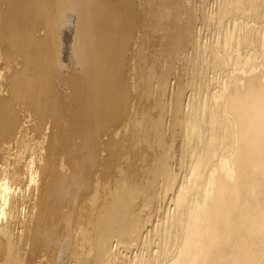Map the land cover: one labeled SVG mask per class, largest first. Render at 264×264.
I'll return each mask as SVG.
<instances>
[{"label":"bare ground","instance_id":"1","mask_svg":"<svg viewBox=\"0 0 264 264\" xmlns=\"http://www.w3.org/2000/svg\"><path fill=\"white\" fill-rule=\"evenodd\" d=\"M182 2L180 0H0V94L5 93L0 95V263L11 264L12 259L17 257L15 253L17 247L19 250L28 245L30 250L25 252L27 261L28 263L34 261L36 253L39 254L37 251L41 246V240L44 238L40 233V212L43 209L45 212V209L51 206V194H62L64 191L66 193L67 188L72 189L75 185L74 188L80 190L78 194L90 192L89 181L91 182L94 170H98L96 169L98 165L106 175L115 171L123 150L119 129L123 127L122 124L128 123V129L133 127L129 129L131 135L135 130L128 110L130 101L134 99V95L130 92L131 76L129 78L127 75L131 68L126 53L129 48H127L128 40L131 39L134 31H137L136 29L145 25L143 28L152 27L156 31H161L164 34L161 37L166 43L165 48L170 52L175 51L176 47L186 42L192 31L193 11L183 9ZM214 3H217L216 11L211 12V15L214 14L212 17L214 16L215 23L214 20L211 22L214 23L212 25H217L215 26L219 28L220 34L217 31L219 35L208 45H201L202 42L199 45V41L194 40L196 42L192 44L199 45L196 46L197 50L193 45L195 52L198 51L196 53L198 60L195 57V60L191 61L194 62L191 69H195L199 75L210 69L208 72L211 73L213 70L215 75H212L209 81L218 82V87L209 93V97H203L205 99L190 98L192 101L187 104L188 110L187 107L184 109L187 113L185 112L184 119H181L185 121L183 141L186 144L183 146V153H179L180 156L174 160L173 156L170 158V154H167L168 150L164 153L166 143L161 132L162 119L152 122L157 132L156 145L161 151L159 150L157 165L155 163L156 166L152 165L150 169L154 180L159 181H157L158 186L160 181L163 185V195L157 191L160 194L157 196L161 197L164 207H167L166 202L171 200L172 212L170 211L168 216L166 211L168 217L164 224L161 222L163 227L160 232L158 231V240L161 242L158 255L153 251L156 256L147 259L144 257L143 260V256L140 255L141 261L135 260L136 264H264V22H262L264 0H218ZM65 8H70L74 12L77 32L81 39H78L80 48L76 58L80 59L82 67L79 71L73 68L68 76L63 75L58 67V48L55 47L56 33ZM72 11L68 12L73 13ZM243 15L261 17L259 20L262 19L260 22L263 26L255 23L256 19L254 24L251 21L252 24L247 21L245 24ZM239 18L243 20L245 26L240 25L237 41L234 40L238 43V48L234 41L231 43H235L236 48H227L231 35H234L229 31L232 32L238 27L241 20L238 23L236 19ZM217 28H214L215 31L218 30ZM173 29L176 31L174 32ZM40 30L42 34L37 35V31ZM237 34L234 36L236 37ZM142 38L143 35L140 39ZM175 54L173 58L178 56ZM147 75L151 82L147 81V88L144 85L143 89L150 91L155 74L150 72ZM199 75L196 79H199ZM61 82L67 85L64 94L62 89L60 93L59 87L57 88L58 83ZM199 82L203 83V81ZM197 85L199 83H196V87H199ZM179 94H176L174 99L175 104L173 103L172 107L174 111L177 110L181 100V97L177 96ZM187 99L189 98H186V102ZM146 117H142L143 124L140 126L139 122L136 123L133 119L135 118L133 115L135 127L138 124L139 129L143 131L145 124L152 119ZM32 122H35L36 128V134L33 135L35 143L31 138L33 131L35 132L31 127ZM44 123L50 127V131L46 136L45 134L40 136L38 134ZM64 124H70L73 129L71 130L78 134L79 142L76 141L75 146L72 145L71 140H65L71 130ZM145 132L147 131L144 130ZM63 139L71 145L70 148H74L70 150L74 151L73 174L78 181L74 178L76 182L72 183L73 185L65 183L60 172L58 173L57 157L61 152L60 141ZM129 143L128 147L131 146ZM28 150L42 154L44 159L42 167L41 162L40 164L37 161L33 162L36 154L31 157L33 161L24 159L28 155L26 152ZM101 152L104 153L103 156ZM37 158L36 160L40 159ZM175 160H177L176 166L180 167V173H183L181 177L173 170ZM129 166L131 168L132 165ZM36 178H39L40 185ZM123 186L125 188V185ZM92 188L94 189V186ZM35 190L38 193L34 199ZM128 190L125 191V197L120 195L117 199L107 202L106 207H99L97 214L86 212L85 219H88L92 226L93 247L88 241L89 235L82 233L83 241L81 239L80 241L85 244L88 241L86 245L92 247L90 250L93 249L94 256H91V259L80 257L78 255L80 252L74 245L68 255L65 250L66 245L61 244L60 255H56L57 259L52 263L60 264L59 262L67 255L65 264H105L107 261L111 263L109 248L111 238L119 237L125 241V244H132L140 236L142 227L145 226L143 223L147 221L141 222L139 218L141 214L137 213L141 204L137 206L136 202L134 203L133 193L131 195ZM121 191L124 190L121 189L120 193ZM139 194L141 196V191ZM147 200L145 199L146 202ZM19 208L21 212L22 208H26L29 213L34 209L40 210L38 216H35L36 219L34 217L35 230L31 232V236L23 232L25 230L22 220L20 227L23 234L17 236L15 235L17 232L13 233L14 226L20 221L17 218ZM22 219L24 220V217ZM2 220L5 222L3 223ZM49 229L52 230L51 227ZM85 236L86 242L83 238ZM44 239L43 241L46 240ZM142 242L145 244L146 241ZM84 247L82 245V248ZM147 248V251L151 252L149 246ZM84 251L87 254L84 255L86 258L89 252Z\"/></svg>","mask_w":264,"mask_h":264},{"label":"rangeland","instance_id":"2","mask_svg":"<svg viewBox=\"0 0 264 264\" xmlns=\"http://www.w3.org/2000/svg\"><path fill=\"white\" fill-rule=\"evenodd\" d=\"M137 2H139V1H137ZM180 2H182V0H180ZM214 2H218V0H215V1L214 0H188V1L184 0L181 3V4H183L182 5L183 9L185 8V9H190L191 12L193 11V13H192V17H193L192 18V20H193L192 21V28H193V26H194V28L193 29L191 28V30H192L191 33H190L191 35L188 36V38L186 39L187 43L184 42L183 44L179 45L178 47L175 48V51H171L172 53L169 51L168 48H165L166 45H164V44H166V43L163 42L162 37H161V36H164V34L161 31H156L152 27L149 28V27L146 26L147 28H143V26H145V25H142V28L139 27L138 29H136L137 31H134V34H133L134 36L132 35L131 39L129 37L130 40H128L129 43H128L127 48L129 47L130 49L128 48L126 53H127V57H128L127 61H128V59H130L128 65L131 68H129L130 71L127 72V75H129L128 76L129 78L131 76L130 81H131V87L132 88L130 87L131 88L130 92L134 95V99H132L130 101V106H129L128 110H129L130 119L133 121V125H134L135 130H134V132L131 135L129 129H132L133 127L128 129V126H127L128 123L127 124H125V123L122 124L123 127H121L119 129V133L122 135L121 143L123 142L121 144L122 145V149H123L121 151L122 155L119 156L120 159L118 158L119 165H117L115 167V169H114L115 171L113 170L114 172H110L111 174L109 173L107 175L102 172L101 166L98 165L96 167V169H98V170H96V171L94 170V172L92 173V176H91V182L89 181V184L91 183L90 184V186H91L90 192L88 191L87 193H84V194L80 192L81 194L80 193L78 194V191H80V190H78L77 188H74V187H76V185H75L74 187H72V189H71V187L67 188L68 191L66 190V193L64 191V193H62V194H51V206H50L51 208L50 207L47 208V210H49L51 212L47 211L46 209H45V212H47L46 214L44 212V209L42 210L43 213H42V211L40 212V215L43 216V217L40 216V218H41V221H40V231L41 232L40 233H41V236L44 237L46 240L44 238H42L41 244H40L41 246L38 248L39 251H37V252H39V254L36 253V257H35L34 261L28 263L27 254L25 252L30 250V248H29L30 246L28 245V246L20 248L21 252H20V249L18 250V247H17V251L15 252L17 254V257H15V259L14 258L12 259V263L11 264H38V262H41L42 264H53L52 261L57 259L55 257L58 256V254L60 252V249L62 248L61 244H62V246H63V244H64V246L66 245L65 246V250H66V253L68 255L71 252V250L73 248V245H74V247L77 246L78 252H80V254H81V255L78 254L80 257H82L83 259H86V260L91 259V256L92 257L94 256V251H93V249L90 250V247L91 246L93 247V245H91V244H93L92 242H93L94 238L91 237V235L93 236L92 226L88 222V219H85V215L87 213L88 214H93V215L97 214L96 212H98L100 210L101 206H103V208L106 207L108 205L109 201L117 199V197L120 196V195L125 197L126 196L125 191H127L128 189H129L128 191H130L131 195L133 193V195H132L133 198L137 199L136 201L134 199V203L136 202L135 204L137 206H138V204H141L139 206L140 207L139 209H141L140 210L141 212L139 211V209L137 211V213L139 215L140 214L141 215H140V217L139 216L138 217L141 218V220H142L141 222H144V220H145V221H147V223H145V222L143 223L145 226L142 227V231H141V234H140V236L142 238L139 236L137 238L138 240L136 239L132 244H129V245L125 244L124 243L125 241L123 239H120L119 237L111 238L110 239V243L111 244L109 243L111 245V246L109 245L110 252H111L110 253L111 263H110V261L109 262L107 261L105 264H109V263L110 264H116V263L117 264H119V263H121V264H123V263L126 264L127 263L128 264V263H132L133 260H134L133 263L136 264L138 262L137 260L141 261V257L142 256H143L142 260L145 259V258L147 259L150 256H154V255L156 256V254L152 253L153 251H155L154 253H157V255H158V253L160 252V249H161V247H160L161 246V242H160V240H158V234H159V232L161 231V229L163 227L161 225V222H163L162 224H164L166 219H167V217L170 216V213L172 212L171 211L172 210V205H170L171 204V200L166 202V204H168V206H167L168 208L164 207V205H162L163 201H161V199H160L161 197L159 198V196H157V194L160 193L161 195H163V193H164V190H162L163 189L162 188L163 185H162V182L160 181V185L158 186V184H159V183H157L158 180H154V177H152V172H151V169H150V167L152 165H154V166L157 165V163H158L157 159H159L158 154L161 151V148L156 145V139L155 138L157 136H156L155 133H157V132L154 130V124H152V122L154 123V121L156 119H162L161 132L163 133L162 135H163V137L165 139V143H166V148L164 149V153L166 152V150H168L167 154H170L169 155L170 158H172V156H173V160L176 157L180 156L179 153L180 154H181V152L183 153V151H184V147L183 146H185V144H186L183 141L184 140L185 121H183L181 119H184L183 117L187 113L186 112L188 110L187 104H189L190 103L189 101H192L194 98L202 99L203 97H205V98L209 97L210 96L209 93H211V91H213V90H216L217 87H218V85H217L218 82L215 83L214 81H209V78H212V75L213 76L215 75V72L213 70H212L211 73L208 72V71L211 70L210 69L208 71L203 72L201 75H199V74H197V71L195 69H191V68H193V64L192 63H194V62L191 63V61H194L195 57H197L196 60H198V54H196V53H198V51L195 52L198 49V48H196V46L198 47L200 45V42L203 43V44L201 43V45H206V44L208 45V43H210V41L214 40V38L217 35L220 34L219 28L216 27L217 25L216 24H215L216 26L212 25V24L215 23V20H214V16L212 17V15H214V14L211 15V12L215 13V11H216L215 6H217V3H214ZM139 4H140V2H139ZM139 6H138V9H140ZM63 11L65 13L64 12L62 13V18L63 19L61 18V24H60L61 26L59 25V27H58L60 31L58 30L57 33H56L55 47L58 48V50H59V51L57 50V58H58V61H59L58 62V67L60 68V71H61V73L63 75H67L69 73V71H72L73 68L75 69V71H77V70L79 71V69H81V67H82L80 59L76 58V55L78 57V51H79V48H80V43L79 42H80L81 39H80V36H79V34L77 32V24H76V19H75V16H74V12L70 8H65ZM68 11H72L73 13L68 12ZM65 14H66V16H65ZM209 14L211 15L212 19H211ZM194 17H195V20H194ZM244 17H245V19H243ZM243 18L242 19L244 21L242 19H240V18L236 19L238 23L241 20V23H239V25H238L239 28L238 27L235 28L236 30L235 29H233V30L231 29L232 32L229 31L231 34H233V33H234V35L237 34V33L239 34L240 33L239 29H241V27H244L245 24H247V23L253 22V24H254V19H256L255 23L260 24V25H262L263 24L262 22H264V18H263V21H262V19L259 20L261 18L259 16L253 18L250 15H243ZM208 20H210V22H211V20H214L213 21L214 23L211 22V24H210V22ZM242 21L244 23H245V21H247V23L244 24V23H242ZM260 21H262V22H260ZM67 23H69V24H67ZM62 24H64V25H62ZM152 25H153V23H151V26ZM240 25H241V27H240ZM75 27H76V29H75ZM214 28L215 29L217 28L218 30L215 31ZM173 30H174V32L176 31V29H173ZM217 31H218L219 34L217 33ZM234 31H238V32L235 33ZM242 31L243 30H241V32ZM38 34L41 35L42 31L41 30L39 32L37 31V35ZM238 34L236 35V37L234 35H231L233 38L231 37V41H230L229 47H227V48H236L235 46H237V48H238V45H237L238 43H236L234 41V40L237 39ZM142 35H143V38L140 39ZM260 37H262V34H260ZM263 37H264V34H263ZM78 39H80V40H78ZM190 39H191V41H190ZM195 39H196L197 42L199 41L198 42L199 45H197L195 43L192 44L193 42H196V41H194ZM138 41H140L141 43L139 42V44H138ZM233 41L236 43V44L234 43L235 46H234L233 43H231ZM75 42H78V43H75ZM76 44L79 45V46H77ZM193 45L195 46L196 50L194 49ZM173 53L174 54L177 53L178 56L179 55L180 56L178 57L177 54H175V56H177V57L173 58V56H174ZM170 54H173V55H170ZM166 57H168V58H166ZM147 69H148V71H147ZM193 70H195L196 72L194 71L195 72L194 73ZM140 72H141V74H139ZM150 72H153L155 74L154 75L155 78L152 80L153 84L151 83L152 84V88L150 89V91L148 89L146 91L143 88H144V85L146 87V84H147L146 82L150 81L149 78L147 77L148 76L147 74L150 73ZM207 72H208V75L206 74ZM213 72H214V74H213ZM192 74H194V75H192ZM198 75H199V79H196L198 77ZM209 75L211 77H209ZM191 76H193V78ZM205 76H208L207 77L208 79ZM201 77H203V78H201ZM199 81H203V83H204V81H207V82L204 83L205 84V86H204V84L202 82H199ZM196 83L197 84L199 83V85H197L199 87H196ZM207 83H209V84H207ZM201 85H202V87H201ZM58 87H59V89H58L59 92L60 93L63 92L62 94H64V92L67 91L66 90L67 89V85L64 82L58 83L57 88ZM213 87H214V89H213ZM143 90H144V92H143ZM145 91H146V93H145ZM181 93H182V95H181ZM193 93H194V95H192ZM4 94H0V95H4ZM132 94H131V98H133ZM176 94H179L177 96H180L181 100H180V102L178 104V108H177V110H175L176 111L175 112L174 108L172 109V107L175 104V100L174 99L176 98ZM195 94H198V95L195 96ZM187 95H188V97H187ZM193 96H195V97H193ZM191 97H192V100L190 99ZM186 98H189V99H187L188 103L186 102ZM205 98H203V99H205ZM183 103L186 104V105H184ZM185 107H187V110H184V109H186ZM182 110H184V111H182ZM133 115L135 116V118H133ZM146 115H147V117H146ZM143 116L146 117V118L152 117V119L149 121V123L145 124L146 127H144L145 129H143V131H142V130L139 129L140 127H139L138 124H140V126H142V124H143V118L142 117ZM132 118L135 120L136 123L139 122L138 124H136V127H135L134 120ZM136 120H138V121H136ZM180 121H182V122L180 123ZM32 123L33 124L31 125V127H33L35 132L33 131V134L31 135V138L34 141V136L33 135L36 134V128L34 127L35 122H32ZM45 125L47 126V128L49 130L48 129L46 130V126ZM65 126L67 128H69L70 130L72 129L70 124H66ZM126 127H127V129H124ZM138 129L140 130V133H139ZM144 130L147 131V132L144 133ZM49 131H50V127L47 124L44 123V125L42 126L41 131H40V133L38 135L41 136V135L45 134V136H46ZM71 131H70V133H68V137L65 140L66 141H68V139L71 140L72 145L75 146L77 144V142H79V139L77 137L78 134L74 133V131H72L73 132L72 133ZM136 131H138V132H136ZM141 131H142V134H141ZM152 132H153V135H152ZM129 135H131V137ZM142 136H144V139H143ZM129 137H130V140H132V141L129 140ZM65 140L63 139L62 141H60V146H61V148H60L61 150L60 151L61 152H59L58 157H57V161L59 162L58 163L59 164V171L58 170L57 171H58V173L60 172V175L64 178L65 183H67V184L69 183V184L73 185V184H75V182H76L75 180L76 179L78 181V178H76L75 174H73L74 173V168H75L74 167L75 166V162L72 160L73 155H74V153H73L74 151L72 152V150L74 148H70L71 145L66 143ZM129 142H131V143L133 142V143L131 144ZM34 143H35V141H34ZM128 143L131 145L130 147H128ZM157 147H159V149ZM70 149H72V150H70ZM70 151L72 152V154H71ZM26 152L28 154L27 156L24 157V159L26 161H28V160L29 161H31V160L33 161L35 159L33 162L34 163H35V161H37V163L41 162V167H42V165H43L42 162L44 160L43 157H42V154H40L41 155L40 156L38 154V152L36 154V152H31L29 150L26 151ZM102 152H101V156H103V154H104ZM33 154H36L35 155L36 157L34 156L35 157L34 159H32L33 158ZM153 156H154V158H153ZM37 157H39V158L42 157V158L39 159L41 161L36 160ZM175 161L176 162L173 161V165H174L173 166L174 167L173 170H174V172L177 173V175L179 177H181L183 175V173H180V170H179L180 167L178 165L176 166L177 160H175ZM61 163H63V164H61ZM155 163H156V165H155ZM54 164L56 166V162ZM60 164L63 167L65 166L66 168L65 167L63 168ZM129 164L132 165L133 167L131 166V168H130ZM67 166H68L69 171L67 169ZM102 174H103V176H102ZM39 178H36V179H37V182L40 185V182L38 180ZM74 178H76V179L74 180ZM153 180H154V182H152ZM121 181H122V183H121ZM147 183H151L152 185L149 184V186H148ZM117 184L119 186H117ZM123 185H125V188H124ZM92 186H94V189L92 188ZM96 186H97V188H96ZM120 186H123V188L120 187ZM146 186H147V188H146ZM155 186H157L158 188L155 187ZM133 187H135V188L133 189ZM73 189H74V191H73ZM118 189H119V195H118ZM121 189L124 190V191H121L122 194L120 193ZM132 189L134 191H132V193H131ZM135 189H137V190H135ZM95 191H96V194H95ZM109 191H110V193H109ZM115 191H116V193H115ZM140 191H141V196L139 194ZM150 191H151V193H150ZM157 191H158V193H157ZM33 193H34L33 198L35 199L36 198V193H38V192L35 190V192H33ZM74 193H75V196H74ZM112 193H114V194H112ZM149 193L152 195V197H149V196H151ZM142 194H143L144 197L142 196ZM148 194H149V196H148ZM160 194H158V195H160ZM109 197H111V199ZM150 198H154V199L157 198V199L154 200V199H150ZM158 198H159V200H158ZM65 199H66V201H65ZM108 199H110V200H108ZM145 199L146 200L148 199L147 202L150 200L148 202L149 204H147ZM102 201H104V202H102ZM152 201H153V203H152ZM137 202H139V203H137ZM157 202L159 204L161 203L162 206L159 205ZM55 204L56 205L58 204L57 207H56ZM144 204H147V206H145ZM54 206H55V209H57V211H55ZM160 206H161L162 209L159 208ZM97 208H98V210H96ZM22 209H23L22 212H21V208H19V210L17 211V218H19L20 221L14 226L15 228H13V233L17 232V233H15V235L18 236L21 233L23 234V232H24L25 234H28L29 236H31V234L35 230L34 229L35 228V219L38 216L37 214L39 213L40 210L37 211V210L34 209L33 212H32L33 214H32L31 212L29 213V211H27L26 208L25 209L22 208ZM52 211L55 214L52 213ZM166 211H167V215L168 216L166 215ZM18 213H19V215H18ZM20 214H22L21 215L22 217L20 216ZM90 216H92V215H90ZM141 216L142 217L144 216V217L142 218ZM23 217H24V220L22 219ZM34 217H35V219H34ZM9 218L10 217H8V219ZM162 219H163V221H162ZM3 220H5V219H3ZM3 220H2V222L4 223L5 221H3ZM21 220L24 221V223L22 222L23 226H24L23 228L25 230L23 232L21 231L22 228L20 227V225L22 224V223L20 224ZM17 221H18V219H17ZM141 222H140V224H142ZM148 223L149 224L151 223V224L149 225ZM146 224H147V226H146ZM79 226H80V228H79ZM50 227L52 228V230L49 229ZM82 228H83V230H82ZM148 229H150V230H148ZM49 231L51 233L50 235H49ZM85 231H87V232H85ZM146 231H148L149 233L148 232L146 233ZM82 233H83V235H86V236L89 235L88 236V241H90V242L92 241L91 243L89 242L91 246L89 244L86 245L87 242H88V241L86 242V240H87L86 236L83 237L84 241L86 242V244L84 242H81V241H83L82 240V236H83ZM143 233L145 234L144 236H143ZM44 235H46V236H44ZM139 238H141V239H139ZM43 239L45 241H43ZM80 239H81V241H80ZM142 241H146L145 244ZM44 242H46V243L44 244ZM75 242H76V245H75ZM78 242L80 243L81 246H79ZM156 242H157V244H156ZM82 243H84V244H82ZM142 244H144V245H142ZM82 245H83V247L85 245L86 246L84 248H82ZM130 245L132 247H130ZM154 245H156V246L154 247ZM148 246H149V249L151 250V252L149 250L147 251V249H148L147 247ZM139 247H141V248H139ZM88 248H89V250L91 252L93 251L92 254H91V252H89ZM83 249L87 250V252L90 253V256H89V253H88L89 257L88 256H86V258L84 257V255L86 254V251H84ZM18 252H19L20 255L18 254ZM134 253H135V255L137 257L134 255ZM146 253H148V254L145 255ZM111 254H112L113 257L111 256ZM140 255H142V256H140ZM67 256H66L65 259H63L59 263L60 264H65L67 262ZM146 256H148V257H146ZM134 257H135V259H134ZM126 258L128 260H131V261L128 262V260ZM132 258H133V260H132ZM114 259H117V260H114ZM41 263H39V264H41ZM0 264H2V263H0Z\"/></svg>","mask_w":264,"mask_h":264}]
</instances>
